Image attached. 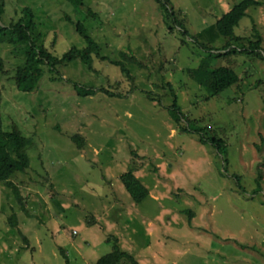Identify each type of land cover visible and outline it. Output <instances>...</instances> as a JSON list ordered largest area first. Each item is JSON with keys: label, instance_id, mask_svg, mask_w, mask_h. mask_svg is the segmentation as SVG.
I'll list each match as a JSON object with an SVG mask.
<instances>
[{"label": "rangeland", "instance_id": "374dc122", "mask_svg": "<svg viewBox=\"0 0 264 264\" xmlns=\"http://www.w3.org/2000/svg\"><path fill=\"white\" fill-rule=\"evenodd\" d=\"M1 1L0 24L28 7L54 55L87 45L80 21L106 59L52 75L44 65L23 92L13 81L23 58L0 44L2 126L31 139L29 168L10 177L24 207L0 182V264H94L115 245L138 264H264V0L235 28L239 51L221 56L215 23L241 0H165L168 17L157 0ZM256 31L262 58L243 51ZM219 66L239 81L208 97L196 76ZM128 171L149 190L140 203L120 178Z\"/></svg>", "mask_w": 264, "mask_h": 264}, {"label": "trees", "instance_id": "16d2710c", "mask_svg": "<svg viewBox=\"0 0 264 264\" xmlns=\"http://www.w3.org/2000/svg\"><path fill=\"white\" fill-rule=\"evenodd\" d=\"M68 1L77 6H83L82 0ZM157 1L160 3L164 13H166L168 17L171 14V8L167 5V2L165 0ZM258 5H261V2L258 0H241L217 19L215 23L217 32L227 39L226 44L221 48L222 51L217 54L218 56L239 51L238 48H232L231 46L232 43L239 44V42H241V38L235 34V28L238 27L240 21L247 15V10L250 7ZM87 10L92 14L90 8H87ZM23 11L24 15L18 20H12L7 25L0 24V44L10 46L13 54L18 57L21 55L23 58V62L16 67L13 74V81L17 90L23 92L33 91L37 87L39 79L44 73L42 67L44 65L48 67V70L52 75L58 73L57 66L73 60L78 59L85 64L88 69L93 70V56L100 57L102 60L106 59V57L100 55V45L88 34L85 26L80 21L74 23L75 30L85 40L87 45L82 48L72 46L60 57L54 55L47 48L36 42L41 37V33H38L37 31V25L33 21V14L30 9L25 7ZM3 12L4 6L1 1L0 18ZM67 19L71 21L68 16ZM182 33L187 34V31L183 30ZM255 38V40L248 39L249 50L245 49L243 51L247 53H249L248 51L256 52V55L262 58L263 54L259 53L262 37L257 31L255 33ZM112 63L120 65L122 71H124L126 75H129L128 69H126L122 62L112 61ZM4 68L5 61L0 57V72H4ZM50 78L55 79L53 76ZM196 79H199L198 83L207 89L209 93L208 97H211L219 95L227 88L235 85L239 81V75L235 69L230 66H219L208 69L205 79L198 78L197 76ZM74 86L77 89L78 86L75 84ZM99 90L109 96L115 95V93L106 89ZM94 92L93 89H84L79 91V95H92ZM172 107L176 114V121L180 122V120L183 119L180 107H178L176 103H173ZM182 129L184 131L188 130L186 127H182ZM197 132H201V129H198ZM203 136L206 135L200 137L201 141L211 143L219 152L224 151L225 145L223 141L214 136ZM73 138L79 139V136L74 135ZM82 140L83 139H79V141ZM30 141L31 139L23 135L16 127H13L9 131L4 130L0 116V182H3L6 186L12 188L13 194L22 207H24L22 196L17 186L10 180V177L16 172H25L29 168L30 161L26 148L30 144ZM80 146L81 145H79V147ZM120 178L127 192L136 203L142 202L149 196V190L132 171L124 173ZM121 261H125L128 264H138L131 254L121 251L116 245L112 251L99 257L94 264H119Z\"/></svg>", "mask_w": 264, "mask_h": 264}]
</instances>
